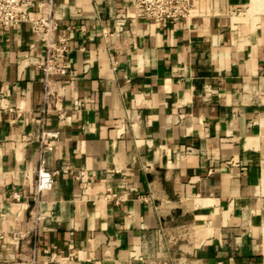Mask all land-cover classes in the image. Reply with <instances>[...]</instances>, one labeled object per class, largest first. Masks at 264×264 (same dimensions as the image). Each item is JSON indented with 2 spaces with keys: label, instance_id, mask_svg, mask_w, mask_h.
I'll return each mask as SVG.
<instances>
[{
  "label": "crops",
  "instance_id": "0c3cea01",
  "mask_svg": "<svg viewBox=\"0 0 264 264\" xmlns=\"http://www.w3.org/2000/svg\"><path fill=\"white\" fill-rule=\"evenodd\" d=\"M54 2L66 75L0 28V264H264V0Z\"/></svg>",
  "mask_w": 264,
  "mask_h": 264
},
{
  "label": "built area",
  "instance_id": "2783aa9c",
  "mask_svg": "<svg viewBox=\"0 0 264 264\" xmlns=\"http://www.w3.org/2000/svg\"><path fill=\"white\" fill-rule=\"evenodd\" d=\"M193 0H133V18L171 22L190 17L193 10ZM54 0H0V28L11 25L27 24L32 32L33 42L43 48V58L39 61L45 75H66L67 68L61 64L69 49L68 27L60 28V18L56 13ZM62 117L61 115L59 116ZM54 132L42 130L39 143L45 150H51ZM53 172L42 168L37 171L35 195H39L51 186ZM83 174L80 173V177ZM109 190V188H108ZM18 194H14L18 198ZM114 202L120 200V195L110 192ZM36 199V198H35ZM37 201V200H36ZM43 252H46L44 249ZM53 257V255L51 256ZM24 264H35V253L24 260Z\"/></svg>",
  "mask_w": 264,
  "mask_h": 264
}]
</instances>
